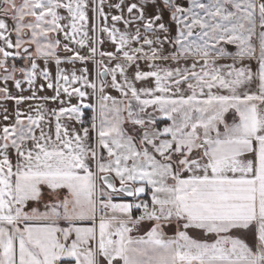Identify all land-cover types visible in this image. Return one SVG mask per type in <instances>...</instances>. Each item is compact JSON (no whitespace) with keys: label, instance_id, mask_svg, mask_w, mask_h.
Segmentation results:
<instances>
[{"label":"snow or ice","instance_id":"6c2138e0","mask_svg":"<svg viewBox=\"0 0 264 264\" xmlns=\"http://www.w3.org/2000/svg\"><path fill=\"white\" fill-rule=\"evenodd\" d=\"M0 84V264H264V0H0Z\"/></svg>","mask_w":264,"mask_h":264},{"label":"crops","instance_id":"0c3cea01","mask_svg":"<svg viewBox=\"0 0 264 264\" xmlns=\"http://www.w3.org/2000/svg\"><path fill=\"white\" fill-rule=\"evenodd\" d=\"M108 2L109 3H115L116 0H108ZM104 11L105 12H109L110 11V9L108 8L107 4H105V6H104ZM89 17H91V12H89ZM109 23H111L110 19H109ZM89 35L91 36V31H89ZM58 38L62 39V37H58ZM62 42L64 43L65 41L62 40ZM70 47H74V48H77V50H79L78 46H76V45H72ZM101 49L102 50H106V51H112L113 50L111 45H110V43H107V42L104 43L101 46ZM82 51L83 52H87V49H84ZM57 54L60 57H65L68 54H70V52H65L63 50H59ZM13 62L17 65V67H21V66L25 65V61L22 60V59H19V58H17L15 61H9V64H11ZM37 63L39 64L41 69L44 68V62L42 60H38ZM70 66L72 68V65H69V66L67 64H62L61 65V67L65 68V69H71ZM75 67L76 68H80V67H82V65L79 62H77ZM88 67H89V69L92 68V64L90 62L88 64ZM48 68H49V71L52 73V75L54 77L55 76V71H56L55 64L54 63H49ZM17 76L20 78L21 77L20 73H17ZM45 83L46 82L42 78H37L35 87L38 89L41 84H45ZM0 86H3V85L0 84ZM8 88H9L11 94L14 95V96H25V97H28V96L32 95V91L29 90V86L27 85V83H23L22 84V89L23 90L21 91V90H18V89L15 88L14 83L12 81H9L8 82ZM109 91H110V93L112 95H118L114 91H111V90H109ZM53 94H54L53 91L47 89L46 87H45V89L43 91H37V93H36L37 97H42V96H49L50 97ZM72 103H77V100L75 98H73ZM40 104H43L49 110H51L53 108H59L60 107L59 103H53L52 101H44V100H40V99L25 100L19 106H17L15 104V101H13V100H0V105H2V107H0V114H2L4 112L3 109L7 108L8 114L10 116V120L7 123H11L12 122L11 117L13 116V114L16 111L17 107L18 108L19 107L24 108L23 110H21L19 108V110L23 111L24 113H28L30 111V108H29L30 105L32 106V109H35V107L37 105H40ZM0 123H4V121L2 120V115H0ZM53 124H54V121H53ZM169 234H171V233H169ZM134 235H135V233H134ZM65 264H71V262L65 261Z\"/></svg>","mask_w":264,"mask_h":264},{"label":"rangeland","instance_id":"374dc122","mask_svg":"<svg viewBox=\"0 0 264 264\" xmlns=\"http://www.w3.org/2000/svg\"><path fill=\"white\" fill-rule=\"evenodd\" d=\"M113 14H116L114 11H113ZM122 27V26H121ZM66 43H69L68 41H65ZM64 42V43H65ZM63 43V42H62ZM70 46H72V45H70ZM60 50H63L62 49V47H61V49ZM59 51V50H58ZM81 54H87V52H83V51H81ZM72 55V53H70V54H68L67 56H65V57H68V56H71ZM63 58V57H62ZM68 66H69V64H67ZM142 67H143V65H142ZM70 68H71V66H70ZM145 70H147L146 68H145ZM21 75V74H20ZM21 79H22V75H21V77H20ZM21 110H23L24 108H22V107H19ZM3 111H4V109H3ZM23 112V111H22ZM7 113H8V110H7ZM43 210V209H42Z\"/></svg>","mask_w":264,"mask_h":264}]
</instances>
